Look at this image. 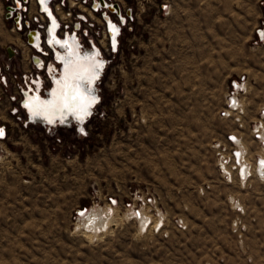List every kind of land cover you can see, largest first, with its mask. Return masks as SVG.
<instances>
[{
    "label": "rangeland",
    "instance_id": "374dc122",
    "mask_svg": "<svg viewBox=\"0 0 264 264\" xmlns=\"http://www.w3.org/2000/svg\"><path fill=\"white\" fill-rule=\"evenodd\" d=\"M115 1L134 20L102 53L85 133L25 124L0 81V264H264V0ZM0 28V76L21 72L1 14ZM111 204L91 237L78 210Z\"/></svg>",
    "mask_w": 264,
    "mask_h": 264
},
{
    "label": "built area",
    "instance_id": "2783aa9c",
    "mask_svg": "<svg viewBox=\"0 0 264 264\" xmlns=\"http://www.w3.org/2000/svg\"><path fill=\"white\" fill-rule=\"evenodd\" d=\"M113 4H118L119 10L110 9L109 6ZM166 6L162 5V8ZM0 11L8 30L16 36V42L27 55L21 72L13 68L12 74L0 76L2 84H6L7 79L16 81V92L20 95L19 106L22 110L25 94L34 93V80L40 83L38 93L46 95L51 76L59 74L60 61L57 55L65 48L61 43H50L52 33L54 38L66 41V45L68 42L77 43L80 50L97 48L101 53H115L123 28L134 20L133 9H124L115 0H0ZM109 22L118 28L115 45L112 37L108 35ZM100 58L104 62L102 75L107 61L103 55ZM51 66L52 70L49 69ZM228 105L231 107L230 103ZM24 122L31 123L29 118ZM234 138L233 135L228 136L231 141ZM233 154L234 162L238 166L237 150ZM260 161L258 164H264L263 160ZM238 173L242 179L240 170ZM248 176L250 175H246L244 179Z\"/></svg>",
    "mask_w": 264,
    "mask_h": 264
},
{
    "label": "bare ground",
    "instance_id": "6f19581e",
    "mask_svg": "<svg viewBox=\"0 0 264 264\" xmlns=\"http://www.w3.org/2000/svg\"><path fill=\"white\" fill-rule=\"evenodd\" d=\"M109 33L112 37L113 43L117 42L116 36L118 34V28L111 22H109ZM260 35L263 33L262 30L259 31ZM51 34V33H50ZM53 34V33H52ZM50 35V43L54 41L55 43H61L62 47L65 48L60 54L57 55L58 60L60 61V69L58 70L59 74L52 75L50 80V86L47 90L46 95H41L39 92L40 83L34 80V93L25 94V99L22 104L25 105L26 102L31 100L33 97L38 98L40 101H43V107H48L49 102L53 100V91L58 90L60 94L63 93L64 85H75L80 89L81 95H83L85 99V103H87V98H95V103L92 104L91 107L87 108V115H83L77 111H68L63 108V100H57V104L62 109L61 111H57L54 114L46 115L42 111V109H38L33 105V108L30 110L28 108L23 107V111L25 113L26 118H29L31 123H38L41 125H45L46 127H77L79 132L85 133L86 128L85 125L90 121L92 117V112H94L95 108L99 105L100 97L97 92V80L101 77V72L103 69V60L102 53L97 48L80 50L77 43H69L66 45V41L63 42L58 40ZM72 62L74 64V76L75 79L69 78L66 71V65ZM52 70V66L49 67ZM57 81H60V86L58 87ZM237 86V84L235 85ZM233 94V93H232ZM231 104V109L235 110L238 107V100L236 97H231L228 99ZM33 111H39L40 115H33ZM83 115L81 119L80 116ZM91 115V116H90ZM90 116V119L88 120ZM51 121V123L49 122ZM259 132V131H258ZM5 131L0 129V139L4 137ZM239 143V142H237ZM240 153L237 152V169L242 173V179L246 177V175H251V168L249 164L245 161L243 153H241L244 149V146L239 143ZM261 160L264 161V157H260ZM225 168V167H224ZM256 172L259 177L264 176V164H256ZM237 170V171H238ZM230 174V173H229ZM239 174V173H238ZM110 208L106 210H98L95 207H91L86 210L85 208L78 211L79 218L81 220V225L85 232L89 233L91 237L98 236L104 230L107 229L108 225L114 219L115 211L111 204ZM128 210V215H132L133 218H136L141 223V228L148 229L150 227L149 221L151 220L149 216H147L143 211L139 210L136 212L135 210ZM161 224L159 220L155 222V226H160Z\"/></svg>",
    "mask_w": 264,
    "mask_h": 264
},
{
    "label": "snow or ice",
    "instance_id": "6c2138e0",
    "mask_svg": "<svg viewBox=\"0 0 264 264\" xmlns=\"http://www.w3.org/2000/svg\"><path fill=\"white\" fill-rule=\"evenodd\" d=\"M74 64L72 62H69L68 65H66V71L69 78L75 79L74 76ZM58 87L60 86V81H57ZM64 91L62 94L58 92V90L53 91V100L49 102L48 107H43V101H40L38 98L33 97L31 100L25 103L24 107L28 109H32L33 105H35L36 108L42 109L44 114L50 115L54 114L57 111H61L62 109L57 104V100L62 99L63 100V108L67 109L68 111H77L79 113H82L83 115H87V108L91 107L92 104L95 103V98H87V103H85V97L81 95L80 89L75 85H67L64 86ZM41 113L39 111H33V115H40ZM83 115L80 116V118H83ZM51 123V121H49Z\"/></svg>",
    "mask_w": 264,
    "mask_h": 264
},
{
    "label": "water",
    "instance_id": "95a60500",
    "mask_svg": "<svg viewBox=\"0 0 264 264\" xmlns=\"http://www.w3.org/2000/svg\"><path fill=\"white\" fill-rule=\"evenodd\" d=\"M109 7H110V9L119 10L118 4H113L112 6H109ZM127 13L129 14V11H127ZM7 52H8L9 57H11L14 54V50L11 46L7 47ZM0 129H2L4 131V128L2 126H0ZM78 211H80V210H78Z\"/></svg>",
    "mask_w": 264,
    "mask_h": 264
},
{
    "label": "crops",
    "instance_id": "0c3cea01",
    "mask_svg": "<svg viewBox=\"0 0 264 264\" xmlns=\"http://www.w3.org/2000/svg\"><path fill=\"white\" fill-rule=\"evenodd\" d=\"M0 12H1V11H0ZM0 14H1V13H0ZM2 30H3V29H1V28H0V33L2 32ZM2 33H3V32H2ZM0 35H1V34H0ZM1 37H2V36H1ZM3 39H4V41H5V42H10V43H12V44H13V42L9 41V39H8V38H6V37H3ZM0 40H1V39H0ZM14 40H17V38L15 37V38H14Z\"/></svg>",
    "mask_w": 264,
    "mask_h": 264
}]
</instances>
